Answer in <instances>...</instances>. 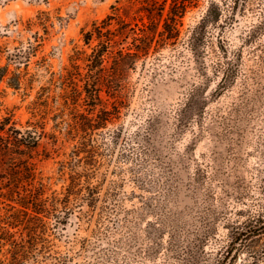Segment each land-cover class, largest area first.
<instances>
[{
	"label": "rangeland",
	"instance_id": "374dc122",
	"mask_svg": "<svg viewBox=\"0 0 264 264\" xmlns=\"http://www.w3.org/2000/svg\"><path fill=\"white\" fill-rule=\"evenodd\" d=\"M141 6L0 0V120L10 116L39 137L35 184L43 179L47 196L75 174L94 189L78 196L50 237L60 264H221L236 233L264 227V0H190L179 37L136 60L118 97L103 91L120 112L74 153L80 138L67 134V113L58 115L59 74L78 51L92 53L99 40L95 34L88 45L85 35L95 26L111 38L107 56L131 46L143 27ZM209 8L220 20L196 29ZM77 63L85 72L86 61ZM45 86L49 109L37 111ZM9 177L0 170V230L21 231L29 216L21 212L23 225L10 227L11 206L19 205ZM224 264H264V232Z\"/></svg>",
	"mask_w": 264,
	"mask_h": 264
},
{
	"label": "trees",
	"instance_id": "16d2710c",
	"mask_svg": "<svg viewBox=\"0 0 264 264\" xmlns=\"http://www.w3.org/2000/svg\"><path fill=\"white\" fill-rule=\"evenodd\" d=\"M138 1L142 3L140 12L144 13L141 17L143 27L140 28L141 32L134 38L131 46L122 47L113 51L112 56H107L110 52L111 38L107 36L103 39L104 33L95 26L94 30L85 35V42L88 45L95 34L99 40L92 53L82 57V52L78 51L71 58L73 61L71 67L64 68V71L59 74L58 82L61 91L56 101L60 99L62 103L58 108L60 111L58 115L67 113V134L72 140L80 138V145L75 146L77 150L74 153H78L88 144V136H91L96 129L106 127L107 123L116 118L120 112L119 106L115 103H113V110L108 108L102 95L103 91L109 96L118 97L123 89L120 78L136 60L147 55L154 43H156V49L163 43L179 37L182 19L190 6V0ZM218 15V18H216L217 15L210 17L209 8L196 29H204L208 23L218 22L222 13L218 12ZM144 17L148 20L147 23L144 22ZM114 18V16H108L104 23L110 25ZM161 23L162 29H159ZM121 24L120 31L126 33L128 24L125 21ZM131 30L136 33L134 28ZM108 32L113 34L110 30ZM109 57H112V64L107 66ZM81 59L87 63L85 72L81 71L77 63V60ZM2 77L3 75H0V79ZM226 83V75H223L220 87L225 88ZM49 88L46 86L41 88L39 100L34 102L37 111H41V107L49 109ZM1 133H6V136ZM39 140L33 130L22 131L18 128L12 117L0 120V170L2 174L8 170L10 174L8 186L18 193L19 207L11 206L10 211L17 212L12 216L10 227L23 225L21 212L29 216L21 231H11L8 228L0 230V264H29L30 261L42 264L49 259H57L56 264L65 263V259L51 254L53 244L50 237L54 236L61 226L66 225L72 203L81 195L92 196L94 193V189L90 186H81L82 177L75 174L71 176V183L64 191L59 193L55 191L52 196H47L48 184L43 179L35 184L37 180L32 159L34 151L40 145ZM6 164L8 169L4 170ZM20 186H23L24 194L18 190ZM84 188L87 190L85 194H83ZM51 219H54V222L50 223ZM19 232L20 234L17 235ZM263 232L264 227L236 233L227 250L228 254L224 253L220 263L224 264L235 248L239 253L246 246V242ZM237 242L240 243L239 246H235ZM37 255L42 258L40 261H36ZM236 258L237 253L233 256V260Z\"/></svg>",
	"mask_w": 264,
	"mask_h": 264
}]
</instances>
